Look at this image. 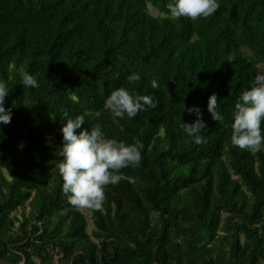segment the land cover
I'll use <instances>...</instances> for the list:
<instances>
[{"label":"trees","instance_id":"16d2710c","mask_svg":"<svg viewBox=\"0 0 264 264\" xmlns=\"http://www.w3.org/2000/svg\"><path fill=\"white\" fill-rule=\"evenodd\" d=\"M175 2L0 0L11 111L0 121V264H264V150L231 143L235 103L264 74V0H217L195 21L172 17ZM21 67L38 88L23 87ZM121 87L158 106L114 117L105 101ZM213 93L222 122L208 111ZM188 107L206 143L185 133L198 119ZM65 111L85 117L77 134L99 124L107 139L143 145L141 164L106 186L102 213L62 192Z\"/></svg>","mask_w":264,"mask_h":264},{"label":"clouds","instance_id":"9594fccd","mask_svg":"<svg viewBox=\"0 0 264 264\" xmlns=\"http://www.w3.org/2000/svg\"><path fill=\"white\" fill-rule=\"evenodd\" d=\"M220 7L217 0H176L168 3L172 17H186L192 21L198 18L212 16ZM22 77L24 88H38L39 83L33 75L24 72L23 68L17 69ZM129 84L141 81L139 73H132L127 77ZM152 89H158L156 79L151 81ZM9 95L7 82L0 81V121L4 124L11 122V111L5 110L4 101ZM158 101L152 95H139L121 87L114 90L105 101V107L114 117L135 118L139 113L148 109H155ZM219 102L213 93L208 100V111L214 121H223V116L217 110ZM187 113L198 117L193 123H184L185 133L197 145L206 143L200 134L206 128L205 122L196 107L185 109ZM61 132L63 147L59 155L63 157L58 164L62 177V192L67 196L68 202L79 211L103 212L105 202V188L108 185H117L121 180L120 170L137 167L141 164L143 145L126 144L116 139H107L101 130V125L96 124L91 130L81 129L85 123L83 115L74 119L69 113H63ZM55 120V119H53ZM264 120V74L255 77L253 86L242 92L235 103L234 122L232 124L231 143L241 150L259 152L264 150V136L261 134V122ZM70 194V195H69Z\"/></svg>","mask_w":264,"mask_h":264},{"label":"rangeland","instance_id":"374dc122","mask_svg":"<svg viewBox=\"0 0 264 264\" xmlns=\"http://www.w3.org/2000/svg\"><path fill=\"white\" fill-rule=\"evenodd\" d=\"M152 14H155V12H154V11H152Z\"/></svg>","mask_w":264,"mask_h":264}]
</instances>
